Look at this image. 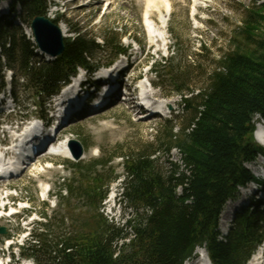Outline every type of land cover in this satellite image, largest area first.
<instances>
[{
    "label": "trees",
    "instance_id": "obj_1",
    "mask_svg": "<svg viewBox=\"0 0 264 264\" xmlns=\"http://www.w3.org/2000/svg\"><path fill=\"white\" fill-rule=\"evenodd\" d=\"M11 1V12L20 7L25 16L21 20L28 25L35 17L48 14V0ZM9 17L0 18V91L5 88L4 57L14 72L15 97L21 79L36 90V98H47L80 68H99L91 63L97 50L110 52L109 63L126 52L121 38L113 34L100 44L76 30L74 37L65 40L61 56L52 61L39 59L35 45ZM247 22V34L252 37L258 27L252 20ZM258 50L246 52L236 47L219 62L220 68L201 74L203 81L196 90L186 82L183 86L182 79L187 74L199 75L200 70L183 65L175 69L174 91L182 97L181 108L189 117L180 126V135L179 118L167 120L159 147L167 153L177 149L184 169L172 163L170 173H164L154 146L123 158L125 175L119 201L143 209L139 216L126 227H117L100 213L118 175L113 171L108 180L97 169L108 167L114 157L91 161L89 172L83 171L82 162H72L68 166L74 177L59 180L56 197L69 201L76 194L86 199L97 212L91 216L92 226L89 221L88 228L69 232L63 218L57 221L55 215L44 212V220L35 223L20 249L22 255L36 264H184L200 247L206 249L213 264H247L264 241V210L242 209L226 236L219 222L227 202L238 199L240 188L257 181L246 165L264 156V147L253 137L256 116L264 119V46ZM155 75L162 77L160 68ZM260 183L264 186V181ZM55 224L59 232H55Z\"/></svg>",
    "mask_w": 264,
    "mask_h": 264
},
{
    "label": "rangeland",
    "instance_id": "obj_2",
    "mask_svg": "<svg viewBox=\"0 0 264 264\" xmlns=\"http://www.w3.org/2000/svg\"><path fill=\"white\" fill-rule=\"evenodd\" d=\"M48 1L61 2L64 5L71 2L66 6H53L47 14V18L49 17L50 20L63 19L60 20V23L64 22L67 24L70 36L66 37L65 40L75 36L74 31L76 30L82 31L83 34L91 38H96L100 44H103L104 39L110 34L121 38L124 33H128L127 35L131 34L135 39L139 40L143 50L140 51L139 59L131 69L130 75L141 73V78L144 82H148L146 76L149 80L155 82L156 85L151 90L163 95H157L158 97L154 101L157 102L158 100L162 104L169 100L168 103L176 101L175 104L169 105L168 108L164 104L166 109L163 105L162 114L145 119L143 118V114L146 112H144V109H141V113L134 112L133 109H130V106L121 103V99H117L121 104H113L95 114L87 113L84 111L86 109L74 113L73 115L75 116H73L72 121L70 119L69 125L61 132L62 140L67 138L70 140L75 139L83 144L85 154L81 162L82 166H84L82 168L84 172L92 170L91 165H89L91 161L114 157L108 167H98L97 169L108 180L112 177L113 171L118 175V178L111 182L110 193L104 202L105 208L100 213L103 212L102 215L115 226L126 227L127 222L139 216L143 209L139 210L125 201L118 202L119 191L123 186V177L125 175L122 165L123 158L143 152L149 146H154L157 152L159 168L164 173H170L172 163L180 165L181 171L184 169L182 155L177 149L167 153L165 149L159 147L162 126L167 120L179 118L177 133L180 135V126L184 125L189 117V114L181 108L182 97L178 95V92L174 91V81L172 80H175L173 77L175 69L183 65L186 69L200 70L199 75L190 77L187 74L182 79L183 86H185L186 82L189 88L196 90L203 81L200 79L201 74H204L205 70L212 73L217 68H220L219 62L226 54L233 52L236 47L246 52L261 51L258 49H262L264 46V0H203L201 2L202 7L199 9V17H197L198 21L195 20L193 15L195 13V0H172L174 11L169 27L171 29L170 39H168L170 43L169 53L165 50V43L158 44L155 42V44H152V39L149 36L144 20L145 2L142 0H120L109 10L106 9L108 6L107 0ZM99 1L102 2L99 3ZM11 3V0H0V11L7 13V8L10 7ZM58 10L60 11L59 13L57 12ZM257 14L262 15L258 16ZM13 15H15L14 19L13 16L8 19H13L15 25H17V30L22 31L26 35V30L30 27L27 23L20 20L25 17L22 9L16 7V12ZM158 15L156 13V16ZM249 20H252L254 25L258 27L252 37L248 36L246 30L247 21ZM130 39L123 36L121 42L126 47L130 44ZM158 49H161L159 53L156 52ZM37 52L45 60L54 59L40 50H37ZM131 52L133 55L139 52L136 44L131 46ZM93 57L94 59L91 63L99 66L109 63L111 59L110 52L104 53L102 50H97ZM121 59L119 58V62ZM149 68H155V70L160 68L162 77L156 76L153 72L147 74ZM4 72H6L5 81L7 84L9 83L10 72L6 68H4ZM17 85L19 86L15 91L17 105L19 106L16 109L18 116H12L9 119L20 121L22 118H28L30 120L31 117L41 114L45 98L41 97L40 100L37 101L35 99L34 101V97L37 95L36 90L27 81H20ZM198 92L199 90L195 92V95ZM185 95H189V93ZM153 97L155 96L153 95ZM255 123L256 129H258L260 124L263 127V123L259 120H255ZM256 143L261 144L258 140ZM148 154L151 155L150 151H148ZM49 161V163L41 162V160L34 162L33 167L29 168L19 178L0 183V198L2 195L10 193L17 198L16 211L24 208L20 218L31 212L30 217L21 220L19 217L0 219V227H4L7 231V234L0 235V238L5 239L9 234V236L15 238V240L11 241L18 246L22 245L24 241H27L35 222L42 219L41 214L44 212H48L51 216L55 215L57 221L63 218L65 222L64 229L69 232L74 229L88 228L89 221L90 226H92L94 221L92 215H96L97 212L86 199L78 198L76 194L69 201H61L55 197L59 189V180H63V178L72 179L74 177L71 168L67 166L72 160L59 156L51 158ZM262 165H264V160L260 157L256 163L247 164V167L255 175H259L263 171ZM8 185L11 188H7ZM256 188L257 186L255 185L242 188L239 199L226 204L219 226L222 235L226 236L228 234L229 228L235 220H224L222 217L224 212L228 211L230 206L235 208L233 210L234 213L246 207L249 202V195ZM45 189L50 190L48 199L41 194ZM114 195L117 196L115 208L110 200ZM256 200L258 199L256 198ZM3 204V202H0V206H3ZM259 206L260 209L264 208L263 203H259ZM12 211L7 209L4 213L9 215ZM1 214H3L2 211L0 212ZM223 222H227V224L223 225ZM55 225V232H59L60 229L57 224ZM21 229L24 232H21ZM5 247L7 246L3 245V248ZM263 248L264 246L262 245L256 254L260 253ZM15 254L18 255L17 249Z\"/></svg>",
    "mask_w": 264,
    "mask_h": 264
},
{
    "label": "bare ground",
    "instance_id": "obj_3",
    "mask_svg": "<svg viewBox=\"0 0 264 264\" xmlns=\"http://www.w3.org/2000/svg\"><path fill=\"white\" fill-rule=\"evenodd\" d=\"M73 1H77V0H73ZM119 1L120 0H107L106 1L107 5H108L107 9L108 10L111 9V7L114 4L118 3ZM142 1L145 2V18H144V20H145V23H146V25L148 27L149 36L152 39V44H155V42L158 43V44L159 43L160 44L165 43V49H166V47L169 48L170 46H169L168 39H170V33H171V29L169 27H170V22L172 20L173 11H174V3H173V1L172 0H142ZM101 2L102 1H99V3H101ZM201 2H203V0H195V4H194V8L195 9H194V11L197 12V13H199V9L202 7ZM70 3L71 2H68L66 5H69ZM156 13H158L159 15L156 16ZM194 18L196 19V21H198L197 16H194ZM49 20H50V18H49ZM147 20H151V21L154 22L155 26L157 27L158 33H157V31H155V29L153 30L151 28V25L148 24L150 21H147ZM57 27L59 28V30H60V32H61V34H62V36L64 38L70 36V30H69V28H68L66 23H64V22L63 23H59L57 25ZM27 32H28L27 34H28L29 38L30 37L31 38L34 37L33 31L30 28L27 29ZM158 37H160V38H158ZM156 39H158V40H156ZM31 40L34 41V38L31 39ZM136 41H137L138 44L140 43L139 40H136ZM142 50H143V47L140 46V50H139V52H137L138 53V58L140 56V51H142ZM160 51H161V49H158L156 52L159 53ZM110 76H111V78H114L115 77L114 72H111ZM146 79L151 84L152 88L156 85L155 82L149 80V78L147 76H146ZM142 83L145 84V82H142ZM125 85L128 86L129 84L125 83ZM110 89L111 90L109 92V96L106 98V100L109 99V101L115 102V100L117 99V96H118V92L117 91L120 90V84L114 82V83L111 84V88ZM88 93H90V92H88ZM132 94L134 95V93H132ZM68 95L70 96L71 93L69 92ZM149 95H150V97L152 99H155L156 97L162 96L163 94H159V93H156L153 90H150L149 91ZM153 95L155 97H153ZM83 97H85V95L82 96V98ZM133 100H135V99H133ZM80 101H81V97L80 96L78 97L77 100H75V99L72 100L73 103H71V108H70V110L68 108L67 109V113L65 114V117H67V120H68L69 117L75 116L73 114L76 113L75 108L77 107V104H80ZM168 102L164 103L167 108L169 107V105H172V104L176 103V101H173L172 103H168ZM117 104H121V103L118 102ZM130 109H133V108H130ZM84 111H86L87 113H90V109H86ZM99 111H100V109H98V110L94 109V112H99ZM133 111L137 112V113L141 112L140 109H133ZM25 131L28 132L29 131V127L25 128ZM25 137H27V136H25ZM256 138L261 144L264 145V127H261V124L259 125V127H258V129L256 131ZM23 140H24V138H22V142H23ZM32 142H33L32 140H27L26 145H28L29 143H32ZM55 152L57 153V155H61V156H64V157H70L71 158V154H70V152L68 150V147H67L66 143L65 144L62 143L61 145H59V147L56 149ZM1 156L2 155L0 154V158H1ZM24 156H28L27 160H29L30 158H32V159L35 158L37 156V154H36L35 157H33L34 153L32 151H30L29 148H27L25 153H23L21 155L22 158H24ZM0 165H2V162H0ZM18 168L19 167H17V169ZM3 203H4L3 205L6 204V199H3ZM233 210H234V207L230 206L228 208V211L224 212V216H222L223 219L224 220L228 219L227 221H229V219H231ZM0 211H1V208H0ZM225 224H227V222H223V225H225ZM260 254L256 255L253 259H251L249 264H262V263L259 262ZM196 255H197V257L193 261L191 260L192 262L191 261H187L185 264H212V262H211V260H210V258H209V256H208V254H207L205 249L198 248L196 250Z\"/></svg>",
    "mask_w": 264,
    "mask_h": 264
},
{
    "label": "water",
    "instance_id": "obj_4",
    "mask_svg": "<svg viewBox=\"0 0 264 264\" xmlns=\"http://www.w3.org/2000/svg\"><path fill=\"white\" fill-rule=\"evenodd\" d=\"M31 28L34 32L36 43L43 52L50 54L52 57H58L63 54L65 39L57 25L44 16H37L34 18ZM69 148L75 160L82 159L84 148L79 141L72 140ZM0 233L6 234V231L0 228Z\"/></svg>",
    "mask_w": 264,
    "mask_h": 264
}]
</instances>
